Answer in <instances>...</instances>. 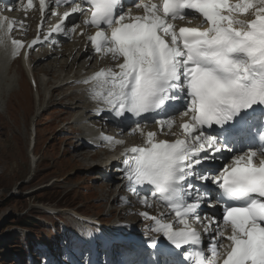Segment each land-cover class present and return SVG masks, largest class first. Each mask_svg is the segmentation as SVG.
I'll list each match as a JSON object with an SVG mask.
<instances>
[{"label": "snow or ice", "instance_id": "1", "mask_svg": "<svg viewBox=\"0 0 264 264\" xmlns=\"http://www.w3.org/2000/svg\"><path fill=\"white\" fill-rule=\"evenodd\" d=\"M83 3L89 7L82 8L78 0H58L70 11L51 31L65 32L73 14L83 15V23L96 29L88 37L93 50L122 60L118 70L103 68L85 81H96L101 89H93V98L104 106L97 113L107 108L117 117L131 113L145 120V114H155L151 119L160 133L173 136L176 117L181 121V136L171 141L157 139L156 131L145 133L140 120L128 125L146 138L143 145L125 149L126 156L135 154L134 162L124 161L129 189L145 205L150 199L167 205L180 225L166 222L163 213H140L154 221L151 231L163 234L175 249L192 246L186 250L190 264H264V126H253L257 108L264 106V0H137L134 6L142 8L143 15L125 12L124 0ZM27 4L33 7V0ZM39 7L43 11L46 0H39ZM249 9L253 18L240 19L238 14ZM186 16H198L202 26L177 30L173 22ZM16 23L0 15V45L10 40L13 56L40 41L38 36L25 46L11 38ZM161 113L166 118L156 119ZM225 152L231 155L214 168L212 162ZM209 184L220 190L215 198L224 205L220 224L199 212L205 202L216 206L209 198ZM193 223L209 234L210 250L202 246V231ZM151 247L157 248L155 236ZM157 255L161 260L151 264H184L169 261L178 255L172 249L159 248Z\"/></svg>", "mask_w": 264, "mask_h": 264}, {"label": "rangeland", "instance_id": "2", "mask_svg": "<svg viewBox=\"0 0 264 264\" xmlns=\"http://www.w3.org/2000/svg\"><path fill=\"white\" fill-rule=\"evenodd\" d=\"M15 67L18 70L15 68L16 71L11 74L17 73L16 86L13 90L10 88L11 92L6 87L2 89L4 108L0 110V264H26L28 257L21 259L22 247L28 250L32 246V239L33 242L48 240L45 238L46 232L53 230L58 219L48 214L47 209H64L60 213L61 216L66 214L65 219L69 224L70 220L73 225L76 224L69 219V209L105 219L107 224L111 222L110 210H116L115 202L110 204L108 197L117 198L111 186V191L105 193V183L90 173L94 172L90 168L95 166L98 159L91 158L88 152L68 150L72 140L67 139L66 134L72 126L68 127L67 120L73 116L70 98L74 95L70 98L63 96L74 88H67L64 92L60 90L59 95L49 102L51 107L37 116V89L29 83L19 62ZM42 69L39 68L38 79L46 72L45 68ZM46 73L51 79L49 84L54 83L52 74ZM2 104L3 101L0 106ZM33 125H36L37 133L34 150L39 159L35 169L30 159ZM62 180L64 183H61ZM30 208H37L34 210L45 216L47 214L48 218L42 224L38 223L36 228L23 230L19 227L18 219L28 214ZM116 213H119L118 210ZM37 236L39 239H36Z\"/></svg>", "mask_w": 264, "mask_h": 264}, {"label": "bare ground", "instance_id": "3", "mask_svg": "<svg viewBox=\"0 0 264 264\" xmlns=\"http://www.w3.org/2000/svg\"><path fill=\"white\" fill-rule=\"evenodd\" d=\"M48 0H46V2H47ZM158 0H152V2H157ZM140 3H148L149 2V0H140L139 1ZM81 5V4H80ZM125 12L127 11V9H125L124 10ZM131 12V14L132 15H140L141 13H144V10L142 9V8H138V7H133L132 8V10L130 11ZM79 17V20L77 21V23L80 25L79 26V29H81V28H84V29H89V30H91V32L93 31V28H90L89 27V25H86V24H84L83 23V20L85 19V16H83V15H79L78 16ZM253 17V14H252V16L250 17V18H252ZM248 18V17H247ZM183 22H187V21H183ZM198 23H200L201 22V20H198L197 21ZM84 36V35H83ZM87 42V40L85 41V38L84 39H82V41H81V47H80V49H77V46H78V44H75L74 46H73V48L71 49V52H74L75 51V53H74V55H73V59L71 60V61H69V56H71V54H69V55H67L66 56V59L65 60H63V61H58V59H49V60H45V61H41V60H38L37 61V64H36V67H35V69H39L40 67H43V69L44 70H46V72H49V74H52V79H53V77L56 79V81L60 78V80H59V82H65V81H68V80H71V79H75V78H77L78 77V74L81 72L80 71V69L82 68V66L83 65H86V63L87 62H89L90 60H89V54H91V48H89V51H88V54H85V55H83L82 54V49H83V46L85 45V43ZM65 57V54H63L62 55V57ZM82 59H85L84 61V63H81V60ZM8 64V61H6L5 62V60L3 59V56H2V54L0 53V69L2 70V68L4 67V65H7ZM61 64V65H60ZM64 65V66H63ZM75 66H77L78 68H80L79 69V71L78 70H76V72L75 73H72V72H70L72 69H74L75 68ZM92 66V63L90 64V65H86V67L87 68H89V67H91ZM69 67H71V69H70V71L69 72H67V70H68V68ZM42 69V70H43ZM41 70V71H42ZM3 71V70H2ZM15 72V71H14ZM45 72V73H46ZM40 74V73H39ZM4 75H5V73H4ZM6 76V75H5ZM16 76V74L15 75H13V76H9L10 77V79L9 78H5V77H3V74H2V72H1V74H0V88H1V90H2V88L4 87V86H6V83H8V85H9V89L10 88H12L13 89V87L15 86V84H16V82H15V79L13 80V78ZM49 76V75H48ZM41 79V78H40ZM53 81V80H52ZM36 82V84H37V87H36V89H37V95H38V105H37V107H38V111L39 110H42V109H44V107L47 105V99L45 98V96H44V93H45V91L43 90V87H46L47 85H48V82L44 79V81H42L41 80V82H40V86L38 85V83H37V81H35ZM51 84V83H50ZM42 90H41V89ZM87 88H88V90H90V91H93V89L95 88L93 85H88L87 86ZM4 89V88H3ZM0 90V91H1ZM101 90V89H100ZM9 91H11V89L9 90ZM7 92V91H6ZM83 94V93H82ZM42 95H43V97H42ZM83 96H84V94H83ZM48 97V96H47ZM85 98V97H84ZM10 100V99H9ZM2 101V100H1ZM0 101V102H1ZM9 102V101H8ZM10 104V103H9ZM72 104H74V103H72ZM92 106H93V108L94 109H97L98 107H104L102 104H100V102L97 100L95 103H93L92 104ZM73 107H75V110H79L78 112H77V116L79 115V114H83L82 113V111L81 110H85L86 108H85V105H74ZM46 109H47V107H46ZM96 112L97 111H94L93 113L96 115ZM164 118H166V117H164ZM176 120H177V123H176V125H174V127H173V129H172V132L174 131V130H180L181 131V129L179 128V123L181 122L180 120H179V117L177 116L176 117ZM143 126V125H142ZM144 126H145V128H144V131H145V133L146 132H148V131H156L158 134H164V133H160V130H159V125H157L156 123L155 124H153V125H150L149 124V122H146V123H144ZM143 126V127H144ZM167 133H171V132H167ZM4 135V134H3ZM82 140H84V139H82ZM5 142H6V140H5ZM6 145V144H5ZM0 146H2L1 145V143H0ZM125 149H127V148H125ZM125 149L123 150V152H125ZM1 151V150H0ZM4 151V150H3ZM79 152V151H78ZM6 153V152H5ZM78 155H80V157H81V155H82V157H85V155H83V154H78ZM115 155L116 156H119L120 155V153L119 152H116L115 153ZM37 156V155H36ZM91 156H93V155H90V157ZM1 157V156H0ZM5 159V158H4ZM1 162V161H0ZM117 160H115L114 158H112V157H109L107 160H103V161H99V162H97L96 164H95V166H93L92 167V169L94 170V171H98V172H100V170L103 168V166H105V165H107V166H109V169L110 170H113L117 165ZM10 168V167H9ZM5 169V168H4ZM9 170V169H8ZM4 174H5V172H4ZM116 177H118V176H116ZM109 186H111V188H112V190H114V187H113V185L111 184V183H109ZM115 194H117V191L115 190ZM110 198H113V196H111ZM109 198V199H110ZM113 200L115 201L116 200V198H113ZM105 220V219H104Z\"/></svg>", "mask_w": 264, "mask_h": 264}, {"label": "trees", "instance_id": "4", "mask_svg": "<svg viewBox=\"0 0 264 264\" xmlns=\"http://www.w3.org/2000/svg\"><path fill=\"white\" fill-rule=\"evenodd\" d=\"M40 215V212L35 211V210H31L30 213L28 215H24L21 218L18 219L19 221V226L23 227V228H36L37 224H42L41 220L38 218V216ZM28 251L26 249L25 246L22 247V256L21 259L26 258Z\"/></svg>", "mask_w": 264, "mask_h": 264}]
</instances>
